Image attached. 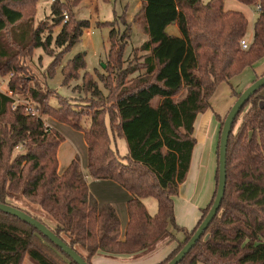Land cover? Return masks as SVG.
<instances>
[{
  "label": "trees",
  "instance_id": "1",
  "mask_svg": "<svg viewBox=\"0 0 264 264\" xmlns=\"http://www.w3.org/2000/svg\"><path fill=\"white\" fill-rule=\"evenodd\" d=\"M224 1L141 0L148 36L139 49L148 53L141 66L145 73L127 83L139 70L123 67L130 35L125 31L117 37L112 30L107 75L95 71L106 94L87 71L85 53L69 60L61 70L62 85L81 79L74 89L90 96L88 109H93L90 125L83 127L86 111L49 88L32 86L23 61L34 49L52 56V46L60 48L46 71L54 79L64 54L80 41L90 22L73 17L65 23L66 7L52 2V27L62 29L56 38L50 33L43 39L44 29L31 21L38 0H0V76H10L8 92H0V203L46 225L89 264L98 253L115 258L176 242L159 264L174 259L216 195L192 230L177 222L175 199L191 168L196 119L211 109L220 84L264 58V0H237L260 7L247 50L240 43L248 20L242 12L225 10ZM123 24L128 25L125 20ZM173 25L179 36L167 31ZM17 91L27 93L40 112H27V106L17 103L12 96ZM53 97L58 99L56 107L50 103ZM46 116L83 132L88 174L79 157L59 173L58 149L64 137L46 124ZM215 118L221 135L226 118ZM117 138L127 142L125 156L112 147ZM217 155L218 184L219 145ZM88 177L114 181L131 195L124 238L116 209L94 197ZM147 198L157 201L155 215L143 202ZM27 257L33 264H76L35 227L0 211V264H23ZM179 264H264V87L242 109L230 136L221 209Z\"/></svg>",
  "mask_w": 264,
  "mask_h": 264
},
{
  "label": "rangeland",
  "instance_id": "2",
  "mask_svg": "<svg viewBox=\"0 0 264 264\" xmlns=\"http://www.w3.org/2000/svg\"><path fill=\"white\" fill-rule=\"evenodd\" d=\"M57 1L66 7L63 11V15H68L69 21L73 17L77 20H88L90 22V27L85 30L83 36L80 38V41L75 44L69 52L64 54L54 79H50L46 71L50 63L54 60L55 56L60 52V48L53 45L51 48L53 53L52 56L47 55L42 48L34 49L30 56L23 62L27 65V73L29 78L33 79L31 85H41L42 88H49L56 92V94L58 93L59 97L65 98L69 104L76 105L79 110L82 109L86 111V115L81 116V124L83 127H88L91 120L90 115L93 113V109H88L90 106V96L80 93V91L74 89L77 85H81V79L72 81L69 86L62 85V67L65 66L67 62L73 59L76 55L85 53L87 71H89L94 76L95 81H97L99 85V89L104 91L106 94L107 91L104 88V84L98 80V77L95 75V71L99 72V74L107 75L108 54L111 48V43L109 40L110 32L114 30L117 34L116 36L119 37L122 33L128 31L130 36L125 43L123 67L139 68L135 74H131L126 80L128 84H131L132 81H136L139 75H143L145 73V69H141V66L144 62L145 56L148 54L146 52L139 51L140 47L148 40V36L144 29L145 20L143 14L141 13L142 3L141 0H110L109 2H104L102 0ZM203 1L207 2L208 0ZM243 8H245L250 22L247 28V35L244 39L250 43L253 37L254 23L259 13L258 9L254 6L246 5L243 6ZM51 10V0H38L35 18L31 20L34 27L41 26L42 29H44L43 39H46L50 33H52L53 38H56L62 29V25L54 28L52 27L54 21L51 15ZM68 19H66L64 16L63 21L66 23ZM123 20L127 22V26H124ZM124 41L125 40H123V42ZM23 62L21 61L22 64ZM82 74L83 71L81 72V75ZM262 74H264V58L257 62L254 66L243 70L241 73L233 77L229 82H225L218 86L211 99L210 111L206 115L202 116L203 118H200L201 120L205 119L206 121V125L203 129L206 131H204V134L208 133V135H211V133L217 129L218 122L215 118V114L224 115V118H226L231 107L237 100V94L244 92L257 79V76H261ZM1 77L5 83L4 87L6 89V83L9 81L10 76L8 75ZM111 82L113 83L112 80ZM13 97L16 99L17 103L27 106L28 109L32 110V112L36 114L40 112L37 111V103L31 100L27 93H21L17 91ZM50 103L52 106L56 107L58 106V99L53 97L50 99ZM47 117L49 116H46L45 119ZM49 121L52 122L53 120ZM240 122L241 120H239L237 123L235 131L238 129ZM52 124V126H55L54 128L56 129H58L59 125H63L61 127L66 130L64 132L59 130V132L64 137V140L60 146V149L63 147L61 150L62 153L72 154L74 152L75 158L79 157L80 159L82 171L85 174H88L87 148L82 131L75 130L71 126L64 123L59 124L58 121H53ZM202 134L203 133L200 135L201 138L203 136ZM217 138L216 140L218 142ZM112 147L117 149L121 156H125L128 153V145L124 138H117L113 140ZM211 149L212 143L209 144L208 147L206 146L203 168L207 167V165L214 166V163L215 165L218 163V155L216 151L215 154H211ZM92 179L93 178L91 177L88 178L89 181ZM143 202L151 215H155L157 213L158 205L154 198L144 199ZM175 209L177 210V214H179V217L176 214V217L179 220H177V222H179V224H182L180 223L181 220L187 221L189 219L190 214L186 215L184 208L183 213H181L179 203L176 205ZM121 225V235L124 238L125 225L124 223H121ZM175 247L176 242L169 245H161L154 250H148L147 252L136 255H125L115 258L106 257L103 253H98L92 258L91 262L92 264H159ZM23 264L33 263L27 257Z\"/></svg>",
  "mask_w": 264,
  "mask_h": 264
},
{
  "label": "crops",
  "instance_id": "3",
  "mask_svg": "<svg viewBox=\"0 0 264 264\" xmlns=\"http://www.w3.org/2000/svg\"><path fill=\"white\" fill-rule=\"evenodd\" d=\"M224 6H225V10H232V11H239V12L242 11V13L246 16L248 20V26H249L250 22H249L248 14L245 11V8H243V6H246V5L238 2L237 0H225ZM167 31L169 32V34L174 35V36L180 35L179 29L176 25L170 26ZM253 34H254V30H253ZM7 84H8V81L6 83V87H7ZM7 91H8V87L4 90V92H7ZM12 95L14 96L15 93L14 94L12 93ZM209 111H207L204 114L198 115L196 119L194 137L196 138L197 144L193 152L191 168H190L187 180L180 187L179 196L175 199V207L179 203L181 213H183V208H184L186 215L190 214L191 222H190V217L187 221L186 220L180 221V223H182L180 225L188 228L189 230H192L194 227H196V225L198 224L199 220L202 217V210H204L209 205V203L214 197V194L217 188L216 176H217L218 163L217 165H215L214 163V166L207 165V167L203 168L206 146L208 147V145L212 143V149L210 153L215 154V151L217 153V149L219 145V136H220V122L218 120H217L218 122L217 129H215L211 133V135H208V133L204 134L205 130L203 129H204V126L206 125V121L205 119L201 120L200 118H203L202 116L206 115ZM218 115H220L221 118H224V115H221V114H218ZM49 120H53V121H57V120L51 117H47L45 119L46 124L54 128L55 126H52L53 121L51 122ZM58 123L61 124V122L59 121ZM61 126L63 125H59L58 129L56 128L54 129L58 131L60 130L62 132L66 131ZM197 127H198V135H197ZM201 133H203L202 138L200 136ZM216 138L218 139V142ZM84 141H85V138H84ZM60 146L58 149V160H59V173L62 174L67 169V167L71 164L73 159H75V155H74V152L72 154L70 153L63 154L61 151L63 147H61L60 149ZM86 148H87V145H86ZM88 185H89V189L91 193L94 195V197L98 201L102 203H109L116 209L121 223H124L125 225L124 230H126V226L128 223L127 203L131 198V195L129 194V192L126 191L119 184L111 180L92 179L91 181L88 180ZM175 213L177 214L176 209H175ZM177 215L179 217V214ZM181 217L184 218L183 216ZM121 233H122V228H121Z\"/></svg>",
  "mask_w": 264,
  "mask_h": 264
},
{
  "label": "water",
  "instance_id": "4",
  "mask_svg": "<svg viewBox=\"0 0 264 264\" xmlns=\"http://www.w3.org/2000/svg\"><path fill=\"white\" fill-rule=\"evenodd\" d=\"M264 87V75L254 81L244 92L241 93L239 98L235 101L230 111L227 114L224 125L221 130L219 142V170H218V184L213 206L209 213L199 225L198 229L191 237L189 242L182 248V250L172 259L168 264H179L186 255L194 248L197 242L203 237L214 218L218 215L221 205L225 196L227 185V152L230 136L233 132L237 118L239 117L242 109L248 103L250 98L255 95L260 89ZM252 136V133H250ZM251 138V137H250ZM0 211L6 214L17 217L23 222L35 227L40 233L47 237L54 245L60 248L67 254L76 264H89L85 261L75 250L61 240L54 234L46 225L33 218L29 214L12 207L0 203Z\"/></svg>",
  "mask_w": 264,
  "mask_h": 264
},
{
  "label": "built area",
  "instance_id": "5",
  "mask_svg": "<svg viewBox=\"0 0 264 264\" xmlns=\"http://www.w3.org/2000/svg\"><path fill=\"white\" fill-rule=\"evenodd\" d=\"M51 1L52 2H55L57 0H51ZM257 9L259 11L260 10V7H257ZM65 18L68 19V15H65ZM240 44H241L242 49H244V50H247L249 48V45H250V43L247 42L246 39H242ZM1 78L2 77L0 76V92H4V90H5V87H4L5 86V83L3 82V80ZM7 92H4V93H7ZM27 112H32V110L27 108ZM32 113L35 114L34 112H32Z\"/></svg>",
  "mask_w": 264,
  "mask_h": 264
}]
</instances>
